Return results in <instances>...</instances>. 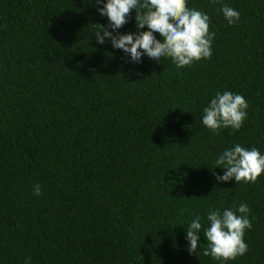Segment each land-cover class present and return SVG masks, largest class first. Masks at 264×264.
Wrapping results in <instances>:
<instances>
[{
    "label": "trees",
    "instance_id": "1",
    "mask_svg": "<svg viewBox=\"0 0 264 264\" xmlns=\"http://www.w3.org/2000/svg\"><path fill=\"white\" fill-rule=\"evenodd\" d=\"M187 6L209 15L213 52L178 70L97 44L92 24L107 18L94 0H0V264H217L203 236L187 252L184 227L240 203L248 252L228 264H264V173L212 175L233 144L264 152V0ZM134 15L119 32L135 31ZM218 90L247 101L238 131L201 124Z\"/></svg>",
    "mask_w": 264,
    "mask_h": 264
},
{
    "label": "clouds",
    "instance_id": "2",
    "mask_svg": "<svg viewBox=\"0 0 264 264\" xmlns=\"http://www.w3.org/2000/svg\"><path fill=\"white\" fill-rule=\"evenodd\" d=\"M97 13L107 18V24L93 25V38L99 45L106 41L113 50H120L125 63L140 64L144 57L154 63L170 59L176 69L212 56L215 33L209 31L207 12L188 7V0H94ZM218 3L219 0H210ZM134 10L135 31H118L129 20ZM227 25H236L240 13L227 4L219 9ZM159 37V39L157 38ZM246 99L229 90L216 91L202 109L201 124L212 132L231 128L238 131L248 117ZM216 184L234 181L235 184L254 183L264 173V152L256 147L245 148L239 143L224 148L214 158ZM42 194L41 185L33 184L32 195ZM210 194V193H209ZM250 209L246 203L235 208H209L206 225L195 215L185 229L186 250L196 253L203 236L206 247L203 255L217 264H228L248 252L244 234L252 227ZM23 264H31L25 257Z\"/></svg>",
    "mask_w": 264,
    "mask_h": 264
}]
</instances>
